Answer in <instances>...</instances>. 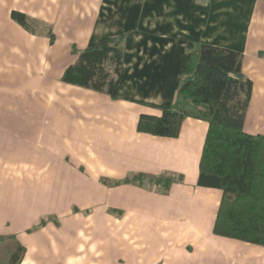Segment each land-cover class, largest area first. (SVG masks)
I'll list each match as a JSON object with an SVG mask.
<instances>
[{
  "label": "crops",
  "instance_id": "1",
  "mask_svg": "<svg viewBox=\"0 0 264 264\" xmlns=\"http://www.w3.org/2000/svg\"><path fill=\"white\" fill-rule=\"evenodd\" d=\"M122 32L127 99L61 80L74 48ZM186 41L242 53L243 128L264 134V0H0V236L19 264H158L204 231L230 240L212 232L221 191L196 184L206 121L136 130L176 102Z\"/></svg>",
  "mask_w": 264,
  "mask_h": 264
},
{
  "label": "trees",
  "instance_id": "2",
  "mask_svg": "<svg viewBox=\"0 0 264 264\" xmlns=\"http://www.w3.org/2000/svg\"><path fill=\"white\" fill-rule=\"evenodd\" d=\"M11 15L26 24L24 13ZM126 34L106 35L74 48L76 58L65 67L61 80L127 99V92L120 90ZM242 60V53L233 49L186 41L176 102L157 112L140 113L136 130L176 137L185 117L206 121L196 184L221 191L212 232L264 248V134L243 128L252 82L241 71ZM164 180L166 188L172 179ZM12 250L7 264H19L25 248L15 243Z\"/></svg>",
  "mask_w": 264,
  "mask_h": 264
},
{
  "label": "rangeland",
  "instance_id": "3",
  "mask_svg": "<svg viewBox=\"0 0 264 264\" xmlns=\"http://www.w3.org/2000/svg\"><path fill=\"white\" fill-rule=\"evenodd\" d=\"M161 177L158 183L163 187L167 174ZM144 178L157 181L154 176L147 175ZM136 183L141 184L142 187L147 184L143 178ZM41 221L45 223L47 218ZM202 237L193 239L192 245L188 244L190 239L185 242L187 245L182 242L173 244L171 250H161V254L165 253V256L158 264H264V248L260 246L230 238V240L216 241V238L206 231L203 232ZM14 245L15 241L11 237L0 236V264H7Z\"/></svg>",
  "mask_w": 264,
  "mask_h": 264
}]
</instances>
